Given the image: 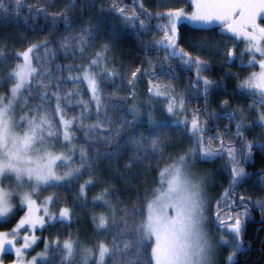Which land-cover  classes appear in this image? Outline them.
<instances>
[{"label":"snow or ice","instance_id":"6c2138e0","mask_svg":"<svg viewBox=\"0 0 264 264\" xmlns=\"http://www.w3.org/2000/svg\"><path fill=\"white\" fill-rule=\"evenodd\" d=\"M22 6L23 0H13L11 4L7 0H0V10L4 12H7L9 7L18 12ZM191 6L193 11L190 14L184 8L156 13V19H166L167 23L156 25L157 30L162 32L163 35L155 42V46L165 52V61L178 59L181 65L186 66L188 69L194 67L196 73L194 84L199 85L202 82L203 94L207 95L209 89L214 85L212 80L201 75V73L207 71L208 61L200 56L194 58L184 48L179 47L180 33L178 25L187 22L190 25L198 26L192 29L196 31L202 26L218 23L222 31L231 33L237 39L243 38L248 45L246 51L253 55V59L248 62L247 66L254 67L258 63L260 71L259 73H252L244 82L238 85V88L247 95L257 97L253 100V104H258L261 110L258 111L257 119L252 123L264 129V59L259 61L255 59V53H259L261 57H264V27L257 23L258 18L264 16V0H191ZM74 7L75 0H68L63 11L51 14L52 19L55 20L57 17L62 16L66 26L71 27L67 25V13L69 9ZM140 8L143 9V4L140 5ZM113 9L125 20L132 22L139 20L140 28L145 27V21L140 19L135 10H133L131 16H124L125 8H117L113 3ZM29 11H32V9L30 8ZM45 15L48 14L45 13ZM149 17L152 18L151 14H149ZM92 33L93 30L87 28L80 34L78 40L80 58L83 57L89 47L88 41L92 39ZM76 40L77 37L75 36L64 37L60 50L67 52L69 46ZM47 43L48 41L33 44L23 52L14 54L17 60H22V63H16L7 76L3 78L11 82L12 87L7 95H0V222H5L10 218V215H14L15 205L12 201L16 196H19L20 199V210H23V207L27 208L25 216L21 217L16 227L11 229L10 232H0V253L14 250L16 260L13 261V264H47L49 254L47 244L44 252L32 257L31 260H26V250L31 249L36 244L37 237L34 234H25L23 243L20 247H16L19 242L18 237L21 229L27 232L29 228L35 229L37 225L41 228L44 227L45 219L55 222L57 219L63 221L69 218V209H61L59 217H56L49 215V209L46 206L43 208L44 215H37L41 209L37 207L33 195L41 187H54L78 178L79 168H72L64 175H57L55 169L60 166L67 167L72 163V155L76 151L74 144L75 126L77 121L83 122L89 118V114L93 111V105L96 122L84 125L82 128L89 139V146L103 143L112 148V151L105 153L97 150L96 159L104 157L109 159V163H111L120 155L122 149L131 147L133 155L125 166L130 168L132 163L142 159L139 152L146 143L151 144L150 154L154 155L157 151H160L159 146L162 142L161 137L158 135L145 137L143 134L138 136L130 134L123 142H120L121 130L125 125L134 129L139 113L134 107L128 109L127 114L132 115L133 119L122 120L115 128L112 127V119L107 117L109 107L119 106L116 104L105 105L101 89L104 79H114L116 75L108 71L107 62L104 59L110 50L111 46L109 44L103 45L101 50L95 53L90 64L82 68V76L70 75L68 77V80L74 84L79 85L86 82L90 97L88 100L80 99L78 101L79 105H83L80 116L67 119L64 112L65 106L62 105V97L59 94L61 78H57L56 91L49 92L48 85L44 81L49 80L50 82V71H39V67H43L42 64L33 66L32 54L38 51L39 48L45 47V56L51 54L52 50L46 48ZM195 46L201 51L205 47L200 42H197ZM228 55L231 58L232 52L229 51ZM36 60L39 61L41 58L36 57ZM7 63V57L3 50H0V70ZM101 65L103 70L100 73H94L93 68ZM60 70L57 69V71ZM64 70L72 72L81 69H73L71 65H68ZM139 72L140 69L138 68L131 74L132 79L128 81L130 85L135 83ZM37 77H39V80L36 79ZM33 81H36V83L33 84ZM0 86H2V83H0ZM40 88L45 90L39 91ZM25 91H27L29 98H37L39 104L31 108L25 100L20 105V111L23 114L17 119L16 105L24 97ZM174 92L175 89L166 85H155L149 88V93H154L157 97ZM78 94V92H69L67 95L71 97ZM131 95L134 96V93ZM53 98L56 100L54 110L52 109ZM165 98L169 101L166 108L169 114L183 111L184 98L182 96L165 95ZM177 101L179 102L178 107ZM224 103L227 104V101ZM43 109H47V111H42ZM102 114L105 119H101ZM234 118L235 114H231L230 119ZM148 123L150 131L153 133L166 127L165 124L153 120L151 113H149ZM175 123L184 125L190 136L196 138L197 143L200 144L198 151L202 161H210L226 151L227 164L231 165L232 185H235L242 177L247 175L242 164L250 161L254 142H248L245 145L247 151L238 159L234 146L225 147L223 134H220L221 143L218 150L204 146L203 134L205 133V127L200 122L198 115L192 116L190 127L187 119ZM242 129H244L243 120L236 124V136L238 138L243 135ZM208 139L211 141L217 139V137H209ZM56 141H60L59 146L62 148L71 145L68 152L56 154L54 152ZM261 147H264V145H261ZM196 153V148H190L183 155H180L174 164L168 165L160 171L161 186L153 191V199L147 204V218L133 228L136 233L134 240L136 245L135 264H212L215 249L208 233L204 230L206 219L204 214L205 198L201 182L193 183L188 171V157L195 156ZM87 159L85 150L81 149V167ZM5 181H8L7 187ZM165 182L166 188L164 187ZM91 183L92 181H87L86 184L81 185V194H83L85 187ZM25 187H28L30 191L23 192L21 195ZM108 195L110 193L105 189L100 196L96 197V200H103L105 204L110 206L111 202L105 199ZM54 199V197H48L44 204L47 205ZM243 201L244 197H241V203ZM256 203L261 209H264V200H257ZM169 209L174 212V215L170 216L168 214ZM116 215L115 210L110 212L111 221L109 217L104 215L94 216L93 222L96 223L97 231H107L110 222L115 225L117 223ZM247 215L248 209L245 208L243 213L229 217L232 223L228 225V233L232 237L233 250L231 255L227 257L228 264H234L235 256L242 250V236ZM261 215L264 217V211L261 212ZM221 225H223V221H221ZM126 230L127 222H125V229L118 233L119 240L117 236H114L111 242L99 243L98 254L93 248L84 247L79 240L72 238L65 240L62 247L58 242H54V244L56 248L61 249L62 264H72L73 259L78 254V247L83 264H89L93 260L95 264H107L108 259L122 261L123 264H133L127 255V250L132 244L123 239ZM146 241H154L151 244L150 255L143 250ZM121 243L123 244L122 248L120 247ZM219 243L225 246L230 241L222 235ZM6 246L9 247L6 248Z\"/></svg>","mask_w":264,"mask_h":264},{"label":"trees","instance_id":"16d2710c","mask_svg":"<svg viewBox=\"0 0 264 264\" xmlns=\"http://www.w3.org/2000/svg\"><path fill=\"white\" fill-rule=\"evenodd\" d=\"M7 2L11 4L13 0H7ZM67 3L68 0H23V6L18 12L12 7H9L7 12L0 10V50H3L8 59V63L2 66L0 75L2 72L12 69L16 63H19V60L14 56L15 53L23 52L33 44L48 41L46 48L52 51L46 57L47 61L44 64L48 68L50 67V73H54L55 69L59 68L61 69L59 73L64 75L62 77L74 76L76 70L69 72L64 69L68 65H71L73 69L84 67L89 62L85 56L88 55L86 52L89 50V47L86 49L83 57L80 58L79 48L65 52L60 50V46L64 42V37L74 36L75 33H82L84 29L91 28L93 33L92 39L90 40L94 46L92 50H100L103 45L109 44L111 46L110 55L113 56V62L110 59L108 60L110 65H113L114 70H116V77L115 81L112 82L113 84L111 86H104L103 83L101 84V88L104 87V90L109 89L111 93L115 86H120L123 83V80L132 79L131 74L139 68L140 72L137 74L135 83H140L139 85L142 88L149 90L152 86L149 75L154 70L155 74L153 76L159 77V80L163 81L166 86L176 89V92L184 96V104L188 110H194V112L199 113L195 109V106L198 108L206 107L207 103L202 100L199 103L195 101L190 102L189 96L186 94L188 91L190 95H198L203 91L201 84H194L196 80L194 77L196 74L194 67L189 69L190 75L184 74L183 71L185 70L181 68V64L179 65V60L171 59L168 63L174 62L171 64L177 70L173 73L175 78L171 76L167 77L166 75L156 76V72L162 69L167 63L164 60L165 53L157 54L154 51L157 48L155 42L160 38L162 33L157 30L155 25L158 22L159 24H165L167 20L156 19L155 15L157 12L164 13L179 8L188 10L189 0H75V7L69 9L67 13V25L71 27L66 26V22L62 16L53 20L51 15L63 11ZM113 3H115L117 8L126 9L124 16H131L133 10H135L140 19L145 21V27L140 28L139 20L132 22L122 18L113 9ZM141 4H143V9L140 8ZM30 8L32 11H29ZM41 9L42 11H40ZM45 13L48 15L46 16ZM149 14H151L152 18L149 17ZM258 24L264 27V20L261 19ZM178 27L180 33L179 47L184 48L194 58L200 56L208 61L207 71L201 73L202 76L214 82V85L209 89L207 95H204L210 100V108L207 111V115L211 122L214 123L217 120L218 125L226 126L230 129V135L228 134V137H226V142H233L236 124L240 122L237 119L240 120L241 117L235 115L234 119H230L235 109L234 99L232 101L229 97L231 95L233 97L234 95L236 96L238 82L248 75L234 74L236 72L234 69L236 68L234 67V63L228 64L229 55L224 53V51H218L219 43H221L222 48L225 45L223 44L224 39L217 34V28L202 26L199 30L193 31L192 29L198 26L181 24ZM197 42L205 45L202 51L195 46ZM99 45L102 47H95ZM44 51L45 47H41L33 53L34 66L43 64L40 60L37 61L36 57L43 58L42 54ZM93 56L92 54L90 57ZM5 65L8 67H5ZM4 68L7 70L4 71ZM42 70L39 67V71ZM10 83H6L4 89L7 90ZM133 87L134 84H128V94ZM66 88L71 89V84H67ZM129 101L130 99L126 100L127 103ZM225 101H227V104L224 103ZM125 105L126 103H124V107ZM53 106L54 100L52 99V109ZM71 115L72 110L69 111L67 117L71 118ZM186 116H188V121H190V127L192 115L188 112ZM201 118L205 122V119L203 117ZM247 123V120L243 123L244 129H242V132L244 133V141L238 143L243 147V151H247L245 145L248 142H254L252 148L253 156L245 166L244 164L242 166L246 174L254 175V178L248 180V183L253 184L256 190L253 188H247L246 190L248 191L249 206L255 215V221L249 220L248 215L245 217L247 228L242 236V251L240 250L241 252L239 251L235 256L234 264H264V217H262V222H258L259 216H262L261 212L264 209H261L256 203L257 200L264 198V188L256 186L257 179L259 182V179L264 177V151L261 147L263 145V138H256L252 132V127L248 126ZM166 125L167 128H160L155 133L151 132L149 125H144L143 122L136 124L134 129L130 127L124 130L120 135V142H123L130 134L137 136L143 134L145 137L152 135L160 136L162 139L159 146L160 151H157L154 155L150 154L152 146L150 143H146L139 152L142 159L132 163L130 168H126L125 166L133 155L131 147L122 149L120 155L112 160L111 163H109V159L103 157L100 161L94 163L93 178L96 182L94 181L93 186L86 190L84 197L78 195V187L73 186L75 185L74 182L64 186L63 188L65 189L59 188L57 193L59 201L57 205L69 209L70 221L60 228H57V225L60 223L57 222L55 225L39 231L38 234L41 236V240L34 248V251L42 248V242L44 240L50 241L52 234L58 240L64 241L69 238L79 240L84 247H91L95 251L99 243L111 242L114 236H117L119 240L118 233L125 229V222H127V230L123 239L132 244L127 250V255L128 259L135 264L136 256L134 253L136 252V245L134 244V240L136 233L133 231V228L144 220L146 205L153 191L161 186L159 173L166 166L174 164L176 159L190 148H196L197 153L193 158L188 157V161L192 163L193 167L195 166L201 171L202 174H208L211 177L212 203L209 224L213 229L220 230L211 216L212 207L223 201L226 204L223 206H228L229 202H231L228 191L234 186L231 184V165L227 164L228 156L226 151L224 154L210 161H202L199 156V147H191L193 144L192 141L187 142L189 145L186 144V141L188 139L190 140V138H187V129ZM75 133L78 135L75 145H84V141L86 140L81 138V133ZM206 133L203 135L204 146L218 150L221 143L218 134L211 133L207 129ZM209 137H217V139L209 141ZM95 145L102 153L112 151V148L102 143ZM235 149L239 151V154L237 153L238 159L241 158L243 151L237 147ZM170 157L171 159H169ZM80 159L81 152L77 153L76 150L73 165L79 164ZM80 175L82 174H79V177H82ZM83 176L86 177V175ZM105 189L110 193L105 198L111 202L110 206L105 204L103 200L94 204L91 199L100 196ZM112 210H115L117 213V223L113 225L110 222L107 231L100 230L98 232L96 223L93 222V217L104 215L109 217L111 221L110 212ZM21 216V210H17L7 221L0 222V232H6L12 229ZM219 233H222L224 238L230 241L228 245H221L222 251L220 254L222 255L221 264H228L226 258L228 255H231L233 250L231 243L232 237L231 234L226 232ZM120 247H123L122 243ZM143 250L146 254L150 255L151 244L145 242V248ZM13 261L14 256L10 252L0 253V264H13ZM115 261L108 259L107 264L111 262L115 263Z\"/></svg>","mask_w":264,"mask_h":264},{"label":"rangeland","instance_id":"374dc122","mask_svg":"<svg viewBox=\"0 0 264 264\" xmlns=\"http://www.w3.org/2000/svg\"><path fill=\"white\" fill-rule=\"evenodd\" d=\"M192 11H193V8L191 6V0H189V9L186 10V12L188 14H190ZM158 24H159V22H158ZM158 24H156V25H158ZM183 24L190 25L187 22H185ZM191 26H194V25H191ZM80 34L81 33H75L74 36L77 37V40L73 41V43L69 46V48H68L69 52L72 49H75V48L78 49L79 48L78 40L80 38ZM162 35H163V33H161L160 38L162 37ZM235 40H237L236 42L238 43L237 44L238 47L240 45H242L243 38H240V39L235 38ZM88 45H89V50L86 52V54H88V55H85V56L87 57L86 60L89 62L86 63L87 62L86 61L85 62L86 64L84 66L89 65L91 62V59L94 57V56L93 57H90V56L92 54L95 55V53L97 51H99V50H92V48H94V46H93V42L91 40H90ZM247 46H248L247 43H246V45L244 44L243 48L245 47V49H242V50L238 49V47H237L238 50L235 49L236 53L234 52L235 56H233V58H230V57L228 58V62L231 59L232 60L231 64L234 63V67L236 68V69H234V70H236V72H234V74H238V75L246 74V75H248V76L244 77L242 80H240L237 84V92H236V96L234 98V109H235V111L232 114L239 115L241 117L240 120L237 119L238 121L243 120V123H245V121L247 120L248 121L247 125L252 127V132L255 134L256 138H258V139L263 138V145H264V129H262L261 127L252 123L254 120L257 119L258 111L261 110L260 106L258 104H253V100L256 99L257 97H254L252 95H247V94H245V92H242L238 88V85H240L242 82H244L252 73H254V72L259 73V71H260L258 63H256L254 67H248L247 66L248 62L253 59V55L246 51ZM95 47L101 48L102 46L99 45V46H95ZM154 51L157 54L165 53L160 48H158V49L156 48V49H154ZM110 53H111V51L109 50L107 56L104 59L107 62L108 71L116 74V70H114L115 69L114 66L110 65L109 60H108V59H110L111 62H113V60H112L113 56L110 55ZM42 55H43V58H41L40 62H43V64H42L43 67H41L43 70L41 72L50 71V67L48 68L46 66V64H44V62L47 61L46 60L47 56H45V51L43 52ZM257 55H259V57ZM32 56H33V54H32ZM255 59H256V61H259L261 59H264V57H261L259 53H255ZM169 61L170 60L166 61L167 64H165L164 66H168V64L174 63V62L168 63ZM19 63H22V60H19ZM180 64L181 63L179 62V65ZM34 65L35 64L33 63V66ZM238 66H239V68H238ZM5 67H8V66L5 65ZM79 67H81V66H79ZM82 68L83 67L80 68L81 69L80 71H76L74 76H82V74H83ZM181 68H183V70H186V71L188 70V68L186 66H183V65H181ZM57 69L58 68L55 69L54 73H51L50 82H49V80H45L44 83L48 85V91L49 92L56 91L57 78H61V81H60L61 87L59 89V94L62 97L61 103H62V105L65 106L64 107L65 116H66V118H69V117H67V115H68L69 111L72 110V115H71V118H69V119H72L73 117H78L81 115V109L83 107V105L78 104V101L80 99L88 100L90 97V93L87 91V84H86V82H83L79 85L74 84L72 81L68 80L67 76L62 77L64 75L60 74L59 71H57ZM6 70L7 69L4 68V71H6ZM10 70H8L6 72H2L0 75V83H2V86H0V95H7L9 92V89L12 87V84L10 83V86L8 87V89L7 90L4 89L6 83H8L9 81H7L6 79H3V78L7 76L8 72ZM102 70H103L102 65L96 66L93 68L94 73H100ZM159 72L162 75H166L167 77L171 76V77L175 78L173 73H170L171 74L170 75L169 72H167L165 69L164 70L160 69ZM153 73L155 74L154 70H152L151 75H149L150 84L152 85L151 87H154L155 84L156 85H165V83L163 81L159 80V77H153V75H154ZM115 77H116V75H115ZM115 77H114V79H104V82H103L104 86H111L113 84L112 82L115 81ZM194 77L196 79V74L194 75ZM36 79L39 80V77H37ZM128 81H129V79L123 80V83H121L120 86H115L114 90L111 91V93H110L109 89L104 90V87L101 88L102 89V95L105 99V102H104L105 105H108V106H111L113 104L119 105L118 107H115V108L109 107L108 112H107V117L111 118L113 121V124H112L113 128H115L122 120H125V119L132 120L133 119L132 115L127 114V110L130 108H133V107L135 109H137V111L139 113L138 119L136 120V124L143 122L144 125H149L148 118H149V113H151V118L153 120L159 121L165 125L168 124V125L178 126L182 129V127L185 128L184 125H182V124L177 125L175 122L180 121V120H185V119L188 120V116H186V113L189 112L192 116L198 115L200 122L203 124L204 127H206L205 126L206 124L203 121V119L201 118L200 114L197 112H194V110H190V109L188 110L186 108L187 106H185V104H184V109L182 112H177L175 114H169L166 111L167 104L169 101H168V99L165 98V95H176V96H182L184 98V96L182 94L176 92V89H175L174 93H166V94H162L160 97H157L154 95V93H149V90L142 88L139 85L140 83H134V87L131 89L130 93L128 94V91H127V87L129 84ZM35 83H36V81H33V84H35ZM67 84H71L72 88L67 89L66 88ZM148 84H149V82H148ZM200 84L203 87L202 82ZM148 86H150V85H148ZM170 88H172V87H170ZM38 90L44 91L45 89L40 88ZM69 92H78L79 94L69 97L67 95ZM132 93H134V96L131 95ZM192 96L195 98L203 99L204 94H203V91L201 93H199L198 95H193V94L190 95L189 94V97H192ZM231 98H232V96H231ZM128 99H130V101L127 103L126 100H128ZM25 100H27V103L31 108H34L37 104H39V100H37L35 97L29 98L27 91H25L24 97H22L21 100L19 101V103L16 105V117H17V119H19L20 115L23 114L20 111V105H22ZM53 100H54V106H53V110H54L56 100H55V98H53ZM189 101L191 102L192 100L189 98ZM124 103H126L125 107H124ZM178 106H179V102L177 101V107ZM93 109H94V105H93ZM123 109H124L125 113L123 112ZM42 111H47V109H43ZM250 117H252V118H250ZM248 118H250V119H248ZM101 119H105L103 114L101 116ZM95 122H96V116H95V111L93 110L92 113L89 114V118L87 120H85L83 122L77 121V124L75 126V132H80L81 138H83V140H86V141H84L85 142L84 145H79L80 147L78 145H75L77 153L81 152L80 149L85 150V155L88 157V159L85 162L86 165L85 166L83 165V167H81V163L73 165L74 158H75V153H74V155H72V163L69 166H67V167L60 166V167H57L55 169L57 175H64L66 172H68L72 168H79L80 170H82V171H80L81 173H79V174H82V175H80L82 177H79V174H78L79 179H77V180L75 178L69 182H64V183H61L60 185L54 186V187H46V188L41 187L37 191V193L33 195V199L36 200L37 207L41 209L37 213V215L43 216L44 215L43 208L46 206L49 209V215L50 216L59 217L60 210L63 209V207H59L57 205V202L59 201L58 194H57L59 188H63L64 186L74 182L75 185H73V186L78 187V195L84 197L86 195V190L91 188V186H93L94 181L96 182V180H94V178H93L94 177V163L100 161L103 157H101L99 159L95 158L98 148L95 144L92 145L91 147L89 146V139H88V137H86L85 132L82 130L84 125L92 124ZM189 122L190 121H188V125H189ZM57 123H58V120H57ZM237 123H239V122H237ZM149 127H150V125H149ZM128 128H130V127L125 125V127L121 130V133ZM163 128H167V125H166V127H163ZM77 137H78V135L75 133L74 144H75ZM187 138H190V140L188 139V141H186L187 145H189L187 142L192 141L193 144L191 147H197V146L200 147V144L197 143L196 138L191 137L189 132L187 133ZM61 140H62V136H61ZM55 143H56V147L54 149V152L56 154L66 153V152H68V149L71 147V145H69L67 148H62L59 146L60 141H56ZM229 145L237 147V145L233 144V142L225 143L226 147ZM237 148L242 149L243 147L239 143ZM262 148L264 150V147H262ZM237 153L239 154V151H237ZM193 157L194 156H190V158H193ZM80 161H81V159H80ZM58 163H60V162H58ZM188 165H189L188 171L190 173V179H192L193 183L201 182V187L203 190V196L205 198V213L204 214H205L206 219H205V223H204V230L208 233V235L211 239V242L213 244V247L215 249L213 256H212V264H221V260H222L221 256L222 255H220V254H221L222 248H221V245L219 242L221 240L222 233H219V232L228 233V227H227L228 225L226 223H228V216L227 215L229 214L228 211L230 212V209L225 210V211H222V210L219 211L220 208L224 207L223 205H226L225 201L217 203L215 206L212 207L211 216L213 217L219 211L220 214L218 215L217 220H218V222L223 221V225L217 224V226L220 227V230L213 229L209 224L210 212H211V203H212V196H211L212 180H211V177L208 174H202V172L199 171L195 166L193 167L192 163L189 161H188ZM83 175H86V177H84ZM87 181H92V183L88 184L85 187L83 194H81V192H80L81 185L86 184ZM4 183H5V186L7 187L8 181H5ZM259 185H261V186H259ZM256 186L259 188H261V187L264 188V177L260 178L259 182L257 179ZM164 187L166 188V182H165ZM249 188H253L254 190H256V188H255V186H253V184H250ZM63 189H65V188H63ZM27 191H30V189L28 187H25L22 190L21 195L23 194V192H27ZM157 194H159V193H157ZM48 197H54L55 199L51 203L45 205L44 201H46ZM151 199H153V195L150 197L149 201ZM263 199L264 198H262V200ZM91 200L94 204L98 203L96 198L91 199ZM12 202L15 205L14 212L21 209L19 196H16ZM57 207H59V208H57ZM228 208H229V206H228ZM21 212H22L21 217L25 216V214L27 212V208L23 207V210H21ZM225 213H227V214H225ZM238 213H243V211L237 212V214ZM147 214H148V209H147V205H146L144 220L147 218ZM168 214L171 216V215H174V212L171 209H169ZM11 216L12 215H10V217ZM21 217L19 218L18 222L20 221ZM69 221H70V216L67 220L61 221V220L57 219L55 222L48 220V219H45V225L42 228L39 225H37V227L35 229L29 228L27 230V232H25L24 229H21L20 235L18 237L19 242L16 244V247H20V245L23 243V236L25 234H29V235L34 234L37 237V241H36V244H34L31 249L26 250V260H31L32 257L37 256V254H39L41 252H44L45 245L47 244L49 246V254L47 256V264H62L61 249L56 248L54 242H58L62 247L63 242L65 240L64 241L58 240L52 234L50 241L44 240L42 242V248L40 250L34 251V248L37 246V244L41 240V236L38 234L39 231H42L46 227L55 225V223H57V222H60L57 225L58 226L57 228H60V227H63L65 223H69ZM16 225L14 227H16ZM10 231H11V229L9 231H6V232H10ZM146 242H148V241H146ZM149 243L152 244V243H154V241H151ZM8 247L9 246H6V248H8ZM6 252H10L14 256V260H16L14 250H9ZM95 252H96V254H98V247L96 248ZM77 253L78 254L73 259L72 264H83V261L79 255V248L77 249ZM226 260H227V258H226ZM89 264H95V261L94 260L90 261ZM110 264H123V262L122 261H115V263L111 262Z\"/></svg>","mask_w":264,"mask_h":264},{"label":"flooded vegetation","instance_id":"af4514ba","mask_svg":"<svg viewBox=\"0 0 264 264\" xmlns=\"http://www.w3.org/2000/svg\"><path fill=\"white\" fill-rule=\"evenodd\" d=\"M261 19L264 20V16H262L259 20H257V23ZM210 26H212L214 28H217V31H218L217 34H219L222 37V39H224V43L223 44L225 45V47L222 48L221 43H219L218 51H222V52L224 51V53H226V54H228L229 51H231L232 52V57L231 58H233V56H235V54H234L235 49L236 50L245 49V47L243 48L244 44L246 45V43H247L245 40H243L242 45H240L238 47L237 46L238 43L236 42L237 40H235V38L232 36L231 33H227L225 31H222L221 27L219 26L218 23H213L212 25L204 26V27H210ZM151 31H152V29H151ZM237 47H238V49H237ZM231 63H232V60L230 59L228 64L230 65ZM162 69L163 70L165 69L167 72H169V74L170 73H175L177 71L175 69V67H173L172 64H170L168 66H163ZM189 71H190L189 69L187 71L185 70L184 74L190 75ZM156 73H157L156 76L162 75L159 71H157ZM153 77H155V76H153ZM189 80L191 81L190 77H189ZM186 94H187V96H189V92L188 91L186 92ZM231 96H230V98H231ZM189 98L192 101H195L196 103H199L200 100H202L203 102L207 103L205 108H203V107L202 108H198L197 106H195V109H197V111L199 112L201 117H203L205 119L206 127H205V133L203 135L207 134L206 133V129L209 130V132H211V133H217L219 139H220V134H223V142H224V144L228 143V142H226L227 141L226 137H228V134L230 135V129L227 128L226 126L218 125L217 120H215L214 123L211 122L210 118L207 115L208 114L207 111L210 108V100H209V98L206 97V96H203V99L195 98L193 96L189 97ZM234 98H235V95H234V97L232 96V98H231L232 101H233ZM234 133H235V135L233 136V144L237 145V147H238V144H239L238 142H243L244 141V133L239 138L236 136V130H235ZM243 154H244V151L242 153V156H243ZM252 156H253V152H252ZM252 156H251V158H252ZM246 163L247 162L243 163L244 166H245ZM252 178H254V175L247 174L246 176L241 178V180L238 182V184H235L229 190V195L231 197V202L228 205L229 208H228V206L220 208V210H223V211L230 209V212L228 214V218L236 216L237 212H240L241 210L245 211V208H247L248 209L249 220L255 221V215H254V212L251 210V208L249 206V200H248V197H247L248 196V191L246 190L250 186V184L248 183V180H250ZM241 197H244L243 203H241ZM245 220H246V218H245ZM262 221H263L262 216H259V221L258 222H262ZM218 223L221 224V222H218ZM246 228H247V225L245 224L244 231H245ZM244 231H243V234H244Z\"/></svg>","mask_w":264,"mask_h":264},{"label":"bare ground","instance_id":"6f19581e","mask_svg":"<svg viewBox=\"0 0 264 264\" xmlns=\"http://www.w3.org/2000/svg\"><path fill=\"white\" fill-rule=\"evenodd\" d=\"M230 108H231V107H230ZM227 128H228V127H227ZM258 148H259V147H258ZM260 148H261V147H260ZM263 151H264V150H263ZM250 165H251V164H250ZM258 177H259V176H258ZM236 184H238V182H237ZM263 196H264V195H263ZM241 251H242V250H241ZM241 251H240V252H241Z\"/></svg>","mask_w":264,"mask_h":264}]
</instances>
